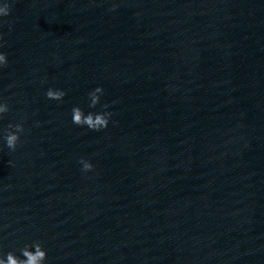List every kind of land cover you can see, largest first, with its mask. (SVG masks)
<instances>
[{
    "label": "water",
    "instance_id": "obj_1",
    "mask_svg": "<svg viewBox=\"0 0 264 264\" xmlns=\"http://www.w3.org/2000/svg\"><path fill=\"white\" fill-rule=\"evenodd\" d=\"M7 2L0 255L38 240L46 264H264V0Z\"/></svg>",
    "mask_w": 264,
    "mask_h": 264
},
{
    "label": "clouds",
    "instance_id": "obj_2",
    "mask_svg": "<svg viewBox=\"0 0 264 264\" xmlns=\"http://www.w3.org/2000/svg\"><path fill=\"white\" fill-rule=\"evenodd\" d=\"M11 4L5 0V3L0 5V17H6L10 14ZM0 41H3V35L0 34ZM0 47H3V43H0ZM8 63L7 54L0 52V68L6 67ZM103 88L97 87L93 91L89 92V107L95 108L100 103V98L103 95ZM66 93L63 90H56L49 88L46 91V97L49 100L62 101ZM107 109L108 105L102 106ZM10 111L7 103H0V116ZM112 113L110 111L101 112H88L85 114L84 110L80 106H74L71 110V119L74 125L80 127H87L93 131H101L108 127ZM9 129L4 134V140L6 147L15 151L20 141V133L24 131L22 124L9 125ZM82 165V172H89L93 170L94 165L84 158L79 161ZM11 164V161H9ZM20 256H17L13 251H9L6 254L0 255V264H46L48 259L47 250L42 242L35 240L29 244H25L20 250Z\"/></svg>",
    "mask_w": 264,
    "mask_h": 264
}]
</instances>
